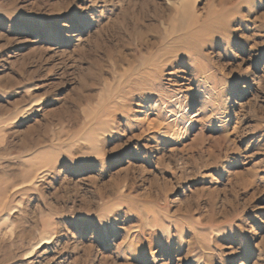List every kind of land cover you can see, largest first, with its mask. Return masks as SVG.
<instances>
[{
  "label": "rangeland",
  "instance_id": "rangeland-1",
  "mask_svg": "<svg viewBox=\"0 0 264 264\" xmlns=\"http://www.w3.org/2000/svg\"><path fill=\"white\" fill-rule=\"evenodd\" d=\"M0 264H264V0H0Z\"/></svg>",
  "mask_w": 264,
  "mask_h": 264
},
{
  "label": "bare ground",
  "instance_id": "bare-ground-1",
  "mask_svg": "<svg viewBox=\"0 0 264 264\" xmlns=\"http://www.w3.org/2000/svg\"><path fill=\"white\" fill-rule=\"evenodd\" d=\"M180 31H182L180 36L171 39L173 40V44H175L174 46H168L167 43H164L165 46L157 50L153 55L145 60H141L140 67L134 71L132 75L133 78L127 80V88H129L130 85H133V89H128L127 93H130V95L133 92L136 93L140 103H142L144 96L150 101H152L154 97H158L160 99L159 102L168 98L158 87L159 75H161L163 70L171 65L176 59L177 63H182L186 60L187 66L193 69V76L201 79L202 88L209 80L210 77L208 78V75H206L205 66L203 67L200 63L199 49L194 40L195 34L189 27L180 28ZM176 32L177 31L172 30L174 35ZM73 37H75V35ZM147 115L148 114H145L144 117L146 118ZM160 121L161 120L157 116L156 119L151 120L148 125L154 127L160 126L164 130H168V132L170 131L172 135L178 133L177 125H175L176 123L171 126L169 122L161 124Z\"/></svg>",
  "mask_w": 264,
  "mask_h": 264
}]
</instances>
